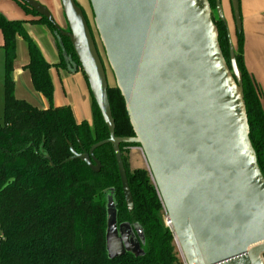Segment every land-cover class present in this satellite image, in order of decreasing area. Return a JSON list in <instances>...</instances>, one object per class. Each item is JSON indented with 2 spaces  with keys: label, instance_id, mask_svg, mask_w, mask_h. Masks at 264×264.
I'll return each instance as SVG.
<instances>
[{
  "label": "water",
  "instance_id": "1",
  "mask_svg": "<svg viewBox=\"0 0 264 264\" xmlns=\"http://www.w3.org/2000/svg\"><path fill=\"white\" fill-rule=\"evenodd\" d=\"M69 40L108 138L69 161L101 170L94 151L110 145L124 202L133 209L120 145H138L185 264H264V178L249 138L242 82L229 42V67L209 0H88L132 137H116L108 80L75 0H59L63 27L34 0H19ZM237 32L238 0H230ZM219 19L225 21L220 0ZM50 162V159L45 156ZM50 165L52 163L50 162ZM141 230L117 225L107 203L108 258L141 254Z\"/></svg>",
  "mask_w": 264,
  "mask_h": 264
},
{
  "label": "trees",
  "instance_id": "2",
  "mask_svg": "<svg viewBox=\"0 0 264 264\" xmlns=\"http://www.w3.org/2000/svg\"><path fill=\"white\" fill-rule=\"evenodd\" d=\"M209 2L211 9H215V0ZM18 3L27 16L35 19L8 20L0 14L4 53L3 118L0 125V264H180L174 253L173 233L162 221L161 211L164 209L150 174L141 169L130 172L123 156L125 147L138 145L119 146L133 199L131 211L124 202L110 145L94 151V157L101 164L97 174L79 160L69 161V147L77 154L88 153L93 145L108 138L107 127L93 100L91 125L86 122L77 124L69 107H53L51 65L27 35L25 23L43 24L50 29L59 53L58 67L77 70L80 67L78 60L69 40L62 37L51 22L39 17L20 1ZM81 10L94 38L86 13ZM230 11L233 19L231 5ZM211 18L229 67L230 38L226 21L214 18L212 12ZM235 31L234 58L242 82L249 138L264 178V112L259 91L243 65L242 34L236 28ZM16 37L26 43L29 63L25 69L34 91L47 100V109L17 100L14 96L11 75L16 57ZM107 95L115 136L132 137L118 89L109 85ZM109 196L115 206L117 225L128 224L141 230V254L136 256L128 252L113 260L108 258L105 235Z\"/></svg>",
  "mask_w": 264,
  "mask_h": 264
},
{
  "label": "crops",
  "instance_id": "3",
  "mask_svg": "<svg viewBox=\"0 0 264 264\" xmlns=\"http://www.w3.org/2000/svg\"><path fill=\"white\" fill-rule=\"evenodd\" d=\"M80 4V1L75 0ZM223 16L225 18L230 43L233 50L236 49V31L230 11V0H220ZM241 21L242 60L246 72L251 77L260 94V103L264 112V0H238ZM50 12L56 23L63 27L61 7L59 0H51ZM2 14V13H0ZM26 15V14H25ZM5 17V16H4ZM9 20V18L5 17ZM35 19L31 16L24 17L29 21ZM25 31L34 42L44 60L51 65L49 76L53 86V107H69L77 124L86 122L91 125V94L84 75L76 69L65 70L59 65V53L56 40L50 29L43 24L25 23ZM25 44V52L21 54L19 47ZM3 38L0 33V121L3 118V84H4V53L2 50ZM28 53L26 43L21 37H16V57L13 62L12 80L14 82V96L17 100H23L33 106L26 91H32L33 87L28 71ZM34 90V89H33ZM39 100L38 108L47 109L49 104L40 94L34 92Z\"/></svg>",
  "mask_w": 264,
  "mask_h": 264
},
{
  "label": "rangeland",
  "instance_id": "4",
  "mask_svg": "<svg viewBox=\"0 0 264 264\" xmlns=\"http://www.w3.org/2000/svg\"><path fill=\"white\" fill-rule=\"evenodd\" d=\"M18 1L19 0H0V13H2L3 16L9 18V20L23 19L24 17H26V15H25V12L23 11V9L21 8V6L19 5ZM34 1L45 6L50 11L51 0H34ZM78 1H80V4L78 2H77V4L86 13L91 31L93 33V36H94V39L96 42L97 49L99 51V54L101 56V59L103 61V64H104V67H105V70L107 73L108 84L113 87L114 86V80H113L112 74L108 68V65L106 63L102 46L99 42L96 30H95L94 25H93V16L91 13V9H90L88 0H78ZM212 15L214 18L218 17L216 9H212ZM24 48H25V44L23 43V45H21V47H19V50H20L19 52L21 54H24V52H25ZM3 60H4V58H3ZM77 71H80L82 73L80 67L77 69ZM3 76H4V72H3ZM11 77H12V75H11ZM34 92L35 91L32 89V91H29V93L25 91L23 93V95L27 96L29 101L31 103H33L34 105H36V107H37V105L39 104V100L37 99V95ZM91 112H92V101H91ZM1 124H2V121H0V125ZM123 156L127 162V165H128L130 172H132L134 170L141 169V170H145L149 173L145 157H144V155H143V153L139 147H137V146L125 147L123 149ZM161 218H162V221L165 224V226H167L164 211H161ZM167 227H169V226H167ZM169 229H170V227H169ZM173 245H174V253L176 255V258L178 259L180 264H184L182 255L180 253V250H179L175 240L173 241Z\"/></svg>",
  "mask_w": 264,
  "mask_h": 264
},
{
  "label": "built area",
  "instance_id": "5",
  "mask_svg": "<svg viewBox=\"0 0 264 264\" xmlns=\"http://www.w3.org/2000/svg\"><path fill=\"white\" fill-rule=\"evenodd\" d=\"M184 264H185V262H184Z\"/></svg>",
  "mask_w": 264,
  "mask_h": 264
}]
</instances>
